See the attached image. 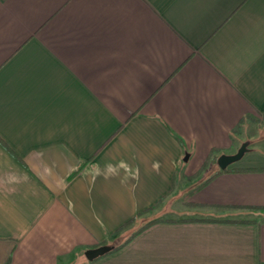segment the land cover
I'll list each match as a JSON object with an SVG mask.
<instances>
[{"label":"crops","instance_id":"obj_1","mask_svg":"<svg viewBox=\"0 0 264 264\" xmlns=\"http://www.w3.org/2000/svg\"><path fill=\"white\" fill-rule=\"evenodd\" d=\"M263 122L264 0H0V264H264Z\"/></svg>","mask_w":264,"mask_h":264},{"label":"water","instance_id":"obj_2","mask_svg":"<svg viewBox=\"0 0 264 264\" xmlns=\"http://www.w3.org/2000/svg\"><path fill=\"white\" fill-rule=\"evenodd\" d=\"M247 143L245 141L241 142V144L237 147L234 152L231 153H220L216 158V163L219 168H225L236 160L240 159L244 152L247 150ZM110 245L102 244L93 248H88L85 250L84 254L87 259H92L101 255L108 249H110Z\"/></svg>","mask_w":264,"mask_h":264},{"label":"rangeland","instance_id":"obj_3","mask_svg":"<svg viewBox=\"0 0 264 264\" xmlns=\"http://www.w3.org/2000/svg\"><path fill=\"white\" fill-rule=\"evenodd\" d=\"M245 140H246L245 142L247 143V145H246L247 147L256 148V149L264 152V122L262 124H258L257 127L251 128L250 131L248 132V135L245 137ZM212 164H213L212 166H207L205 169H202L201 174L205 175L208 172H210L211 169H213V167L216 166L214 161H212ZM246 214H251V213H246ZM239 217H241V216H239ZM217 218H219V217H217ZM234 219L238 220V218L237 219L234 218ZM241 219L246 220L243 218H241Z\"/></svg>","mask_w":264,"mask_h":264},{"label":"trees","instance_id":"obj_4","mask_svg":"<svg viewBox=\"0 0 264 264\" xmlns=\"http://www.w3.org/2000/svg\"><path fill=\"white\" fill-rule=\"evenodd\" d=\"M227 169V167H225V168H219L218 167V169H216V171L214 172V173H218V172H221V171H224V170H226ZM211 176V175H210ZM230 220V219H219V218H210V217H201V218H196V217H193V216H191V217H186V218H179V219H177V220H182V221H185V220ZM234 221H236L235 219H233ZM239 221H246V220H242V219H238ZM137 230H135V231H133L130 235H133L135 232H136Z\"/></svg>","mask_w":264,"mask_h":264},{"label":"clouds","instance_id":"obj_5","mask_svg":"<svg viewBox=\"0 0 264 264\" xmlns=\"http://www.w3.org/2000/svg\"><path fill=\"white\" fill-rule=\"evenodd\" d=\"M262 154H264V153H262ZM108 167H109V168H111V166H110V165H109Z\"/></svg>","mask_w":264,"mask_h":264}]
</instances>
